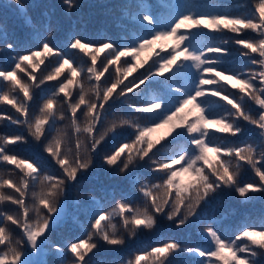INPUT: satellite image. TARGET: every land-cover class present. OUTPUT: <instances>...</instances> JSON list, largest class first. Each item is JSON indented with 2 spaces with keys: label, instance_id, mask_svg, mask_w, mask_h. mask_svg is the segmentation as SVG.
<instances>
[{
  "label": "snow or ice",
  "instance_id": "snow-or-ice-1",
  "mask_svg": "<svg viewBox=\"0 0 264 264\" xmlns=\"http://www.w3.org/2000/svg\"><path fill=\"white\" fill-rule=\"evenodd\" d=\"M15 3L20 12L25 11L20 0H15ZM63 3L69 11L75 6V0H63ZM148 7L147 4L141 5L142 9ZM138 19L151 27L133 44L118 46L106 41L97 46L79 37L71 39L68 48L90 57L91 65L86 71L88 79H94L96 83L88 88L77 81L85 69L74 66V60L65 51L49 43V25H44L48 35L40 41L39 48H29L26 54L10 55L9 60L14 67L0 70V78L17 92L12 96L7 92L0 95V102L15 109L19 116L12 123L25 129V132L15 135H0V161L15 165L23 173L19 184L11 179H0V189L6 186L19 194L5 195L0 191V204L10 201L22 212V215L18 213L14 216L0 211V222L4 224L0 226V264H32L25 259L26 255H30L28 250L39 252L45 244L46 233L60 219L63 210L61 198H67L70 183L94 166L93 154L98 152L102 142L107 143L105 137L111 133L115 140L118 129L125 125L134 129L129 134L134 138L114 146L111 153L102 158L101 166H108L113 174H127L130 165L144 161L151 169L149 174H156L159 182L139 187L147 202L143 209L133 208L123 198L111 211L97 208L86 238L66 245V251L72 255L71 264H89L86 257L98 248L101 241L108 246L125 245V235L112 223L115 216L121 218L124 232L129 237L136 236L140 230L155 228L161 215L177 228L197 221L206 224L203 229L208 241L206 247L182 246L175 240H169L152 247L150 251L134 254L127 264H176L175 257L181 252L200 257L198 264H259L256 258L264 257V217L258 221L242 222L226 233L214 219L203 214L213 194L218 192L234 191L246 201L255 199L257 193L264 198V0H258L255 12L250 16L189 11L177 14L164 27H158L151 11L143 10ZM26 22L31 23V19L27 18ZM203 29L214 32L227 30L236 34L251 30L256 33L255 38L232 41L242 46L238 53L248 58L246 64L239 68L221 67L228 64V57L232 56L231 51L224 47L229 41L198 46L196 36ZM41 35L37 31L36 36ZM6 47L15 50L11 43ZM156 47L159 52L155 51ZM146 49L154 52L156 59L144 72L125 83L152 59L151 55L140 59ZM105 52L107 56L101 62L103 70L98 71L97 60ZM161 52L167 54L161 55ZM122 57L132 59L122 61ZM53 59L56 64L54 71L38 78L35 70L46 60L51 63ZM110 65H119L115 68V78L110 86L101 87V77L109 72ZM248 65L258 66V70ZM28 67L33 72L27 74L28 80L25 81L17 73H25ZM193 68L195 73L191 72ZM66 69L69 75L59 80ZM166 73H172V76H166ZM181 74L189 78V85L181 84L173 88L175 78ZM156 77L164 79L156 80ZM51 81L58 83L51 94L43 98L39 115L30 118L34 90ZM142 85L144 89H141ZM150 86L158 89L159 94L144 100L143 95ZM74 87L79 88L78 99L73 95ZM137 89H141V95L129 103L127 95ZM88 92H94L95 100L86 99ZM60 94H63V104L71 112L69 119L77 133L74 151H62L64 133L56 128L57 119H65L63 111L57 112V97ZM121 98L125 99L121 101ZM110 101L127 103L128 108L139 115L122 118L119 122L112 121L104 132L94 135L97 124L107 111L106 105L111 107ZM78 111L83 112L86 118L83 128L77 123ZM166 125H171L167 133L171 139L161 137L153 141L150 134ZM246 125L259 130L262 150L258 156L253 144L228 146L223 137L217 135L244 136ZM53 130L56 135L49 139ZM80 133L88 135L89 144L81 143ZM181 140L183 144L179 143ZM33 141L35 148H42L59 166L62 170L60 176L41 174L39 160L36 159L39 153L29 158L8 153V145H28ZM157 156H162V159H157ZM245 166L250 167L259 179L241 183L237 177ZM185 176L190 178L187 183ZM36 181H39L41 189L31 192L33 203L29 205L25 197L29 194L30 185ZM132 183L135 186L138 181L133 177ZM31 212L36 213L35 221ZM8 222L22 231L21 238L15 243L7 227ZM48 247L58 256L59 264H64L65 248L58 244ZM38 264H47V261H39Z\"/></svg>",
  "mask_w": 264,
  "mask_h": 264
},
{
  "label": "trees",
  "instance_id": "trees-1",
  "mask_svg": "<svg viewBox=\"0 0 264 264\" xmlns=\"http://www.w3.org/2000/svg\"><path fill=\"white\" fill-rule=\"evenodd\" d=\"M20 3L24 7V12L18 10L15 0H0V70H11L14 67V63L9 60L10 55L14 56L17 53L26 54L29 48H39L40 41L44 36L48 35L44 31V25H49L51 28V35L48 36L49 43L65 51V54L74 60V66H82L85 69L77 77V81L85 88H88L96 83L94 79H88L89 74L86 71L87 67L91 65V60L89 56H86L79 50L68 48V44L73 37H79L83 41L91 42L97 46L106 41H111L118 46L133 44L137 41L138 37L146 34L148 27H151L146 22L138 19L143 10L151 11L156 18L157 26L164 27L177 14L189 11L250 16L255 12V5L258 3V0H75V6L70 11L66 8L63 0H20ZM143 4H147L149 7L142 9L141 5ZM256 15L258 16V13ZM27 18L31 19V23L26 22ZM37 31L42 33V35L37 37ZM248 37L255 38L256 33L251 30H245L240 34H236L227 30L214 32L203 29L197 34L196 43L198 46H203L229 41L224 47H227L231 51L232 56L228 57L229 63L222 64L221 67L239 68L246 64L248 58L239 55L238 49H241L242 46L235 45L232 41L237 38ZM9 43L14 45V51L7 49L6 46ZM155 51L159 52L160 49L156 47ZM160 54L166 55L167 53L161 52ZM150 55L152 59H149L148 64L133 73L125 83H128V81L138 76L141 72H144L152 64V60L156 59L154 52L149 49L141 53V60ZM255 55L253 54V56ZM106 56L107 52L99 55L96 65L98 71L103 70L101 62L105 60ZM124 59L131 60L132 58L122 57V61ZM132 62L135 63V61ZM117 66L119 65L109 66V72H106L101 77V87L110 86L115 78V68ZM248 66L256 67L258 70V66ZM55 67L54 59L51 63L46 60L44 65L35 70V75L40 78L43 75H47L48 72L54 71ZM31 72H33V69L28 67L25 73L18 72L17 74L22 80L27 81V74ZM191 72L195 73L196 69H191ZM68 75L69 73L66 69L59 80H63ZM166 76L171 77L172 73H166ZM163 79V77H156V80ZM57 83L58 81L46 82L41 88L34 90V102H30V118L39 115V106L42 104L43 98L51 94ZM153 84H155V81H153ZM181 84L185 86L189 85V78L182 74L175 78L173 88ZM141 89H144L143 85ZM141 89L129 93L127 101L130 103L137 96H140ZM6 92L10 96L17 95V92L12 91L11 86L0 78V95ZM72 92L78 99L79 88L74 87ZM156 94H159L158 89L150 86L147 93L143 95V99H150L152 95ZM19 95L22 96V94ZM86 99L95 100L94 92H88ZM124 99L121 98V101ZM215 99L217 98H213V100ZM57 100V112L63 111L65 113V119H57L56 121V128L61 129L64 133V141L61 148L62 151L69 149L74 151L77 133L69 119L71 112L67 108V105L62 102L63 94H60ZM121 101H116L115 103L110 101L111 107L106 105L107 111L103 114L101 122L97 124L96 130L93 133L94 135L104 132L112 121L119 122L122 118H135L139 115L129 109L127 103H122ZM81 107L83 108V106ZM18 116L19 114L11 105L0 102V135H15L25 132V129L20 125L12 123V120ZM77 123L81 128L86 123V118L81 111H78ZM170 127L171 125H166L156 129L150 134L151 139L155 141L160 140L161 137H167ZM246 129L247 131L244 136L228 137L219 133L217 135L222 136L224 143L228 146L253 144L256 147V154L258 156L262 150L259 143V130L252 125H246ZM133 131L134 129L125 125L118 129L115 140L112 139L111 133L105 137L107 143L102 142V146L99 147L98 152L93 154L94 166L78 175L77 181L70 183L67 189V198H61L63 210L60 219L46 233L45 244L41 246L39 252H31L29 249L30 255H26L25 259L31 261L32 264H38L39 261H47V264H59L58 256L48 247L49 245L58 244L62 248H65L63 254L64 264H71L72 255L66 251V245L70 242L86 238L87 233L91 231V223L94 219L93 213L97 208H102L106 212L111 211L116 202L122 198L133 208L143 209L145 207L147 202L139 192V187L145 183H157L159 180L156 174H149L151 169L144 161L130 165L127 174H113V171L108 166H101L103 163L102 158L106 154H110L114 146H118V143H123L134 138L129 135ZM55 135L56 132L53 130L49 135V139ZM79 138L82 144L86 145L90 143L88 135L85 133H80ZM29 139L31 140V138ZM167 139H171V137H167ZM161 143H164V141L161 140ZM179 143L183 144L184 142L181 140ZM34 145V141L28 145H8L7 150L9 154H15L19 158H29L39 153L36 159L39 160L41 174L60 176L62 170L55 161L47 153H44L42 148L37 149ZM156 158L162 159V156H157ZM22 177L23 173L15 165L0 161V179H11L14 183L19 184ZM133 177L138 181L135 186L132 183ZM189 179L188 176L184 177L186 183ZM237 179L241 183H244L252 182L259 178L255 176L250 167L245 166L241 168ZM40 189L39 181L30 185L29 194L25 197L27 204L31 205L33 203L31 192H39ZM0 191L5 195H19L15 193L14 189H9L6 186L4 189H0ZM0 211L14 216L18 213L22 215L18 206L12 204L10 201H4L0 204ZM203 214L214 219L216 225L222 231L226 233L231 232L232 229L242 222L248 220L258 221L261 217H264V198H262L261 194L257 193L255 194V199L246 201L239 198L238 194L234 191L218 192L213 194L210 204L205 207ZM30 215L32 220L35 221L36 213L31 212ZM112 223L116 225L117 230L121 234L125 235V245L108 246L101 241L98 248L94 249L93 253H89V256L86 257L89 260V264H127V261L134 254L150 251L152 247L169 240H175L182 246L206 247L208 245V241L203 233L206 224L199 221L177 228L172 221L167 220L165 216L161 215L155 228L140 230L134 237H129L124 232L122 220L119 216H115L112 219ZM0 226H4V224L0 222ZM7 227L12 233V240L15 243V240L21 238L22 231L17 226L11 225L10 222H8ZM200 259L197 255L184 252L179 253L175 257L176 264H198ZM256 259L259 261V264H264V257L258 256Z\"/></svg>",
  "mask_w": 264,
  "mask_h": 264
},
{
  "label": "rangeland",
  "instance_id": "rangeland-1",
  "mask_svg": "<svg viewBox=\"0 0 264 264\" xmlns=\"http://www.w3.org/2000/svg\"><path fill=\"white\" fill-rule=\"evenodd\" d=\"M166 131H168V130H166Z\"/></svg>",
  "mask_w": 264,
  "mask_h": 264
}]
</instances>
